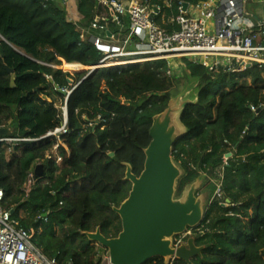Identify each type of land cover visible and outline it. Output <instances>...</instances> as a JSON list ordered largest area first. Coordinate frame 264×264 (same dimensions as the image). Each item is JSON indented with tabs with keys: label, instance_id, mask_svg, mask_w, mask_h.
<instances>
[{
	"label": "trees",
	"instance_id": "trees-1",
	"mask_svg": "<svg viewBox=\"0 0 264 264\" xmlns=\"http://www.w3.org/2000/svg\"><path fill=\"white\" fill-rule=\"evenodd\" d=\"M202 1L147 5L153 22L171 33L179 30L174 21L179 4ZM64 2L0 0V128L10 129V138L33 139L60 127L62 96L49 79L59 89L70 81L74 86L67 99L71 132L58 148L60 163H55L54 140L2 142L0 189L11 219L32 233L45 255L58 264H103L105 250L84 233L99 228L114 238L120 232L112 209L130 191L124 164L136 176L143 170L152 118L166 108L181 73L165 60L100 66L104 55L90 41L91 23L98 18L110 35L124 40L127 19L116 25L100 0H75L80 19L74 20ZM182 62L186 76L198 81V94L181 116L187 134L172 150L183 170L177 195L200 175L211 188L203 220L193 229L195 245L203 249L191 263L264 264V66L210 70ZM63 65L86 69L66 72ZM6 66L13 69L14 88ZM227 154L231 157L221 161ZM37 165L42 177L33 174Z\"/></svg>",
	"mask_w": 264,
	"mask_h": 264
},
{
	"label": "built area",
	"instance_id": "built-area-1",
	"mask_svg": "<svg viewBox=\"0 0 264 264\" xmlns=\"http://www.w3.org/2000/svg\"><path fill=\"white\" fill-rule=\"evenodd\" d=\"M148 1L150 0H100V4L108 8L116 25L121 24L122 17L128 21V34L121 46L105 44L99 36L94 37L93 44L104 55L100 66H126L154 60H165L169 65L170 59L177 58L200 63L210 70L221 67L244 71L251 66H264V21L256 29L248 21L244 5L249 0H206L185 12L179 4V15L174 19L179 30L171 33L153 22V11L147 5ZM158 1L167 6L172 2ZM90 29L99 31L106 37L110 35L106 33L105 25L98 23V18L93 20ZM109 37L111 40L115 39L112 35ZM128 44L132 45V51L125 50ZM122 57L126 58L120 59ZM73 87L70 81L68 88H61L66 91V96H62L63 102L59 107L62 117L60 127L33 139L2 138L0 143L54 140L52 150L55 163L59 164L61 158L57 154L58 148L63 146V140L71 132L67 99ZM215 195L220 197L218 184ZM3 200L4 194L0 189V264H58L34 245L31 232L27 233L11 219V212L4 208ZM191 235H194L193 229L177 236L174 246L186 243ZM104 261L107 262L105 254Z\"/></svg>",
	"mask_w": 264,
	"mask_h": 264
},
{
	"label": "water",
	"instance_id": "water-1",
	"mask_svg": "<svg viewBox=\"0 0 264 264\" xmlns=\"http://www.w3.org/2000/svg\"><path fill=\"white\" fill-rule=\"evenodd\" d=\"M180 5L183 12L189 7L187 3ZM90 41L94 42L95 38ZM96 68H91L90 73ZM77 69L86 68L79 66L67 70ZM6 71L10 74V88H14L13 69L6 66ZM196 82L183 92L171 94L166 108L152 118L150 143L143 150L145 159L140 174L134 175L131 166L124 164L123 179L130 183V191L127 198L112 209L120 219V232L114 238L104 237L99 228L84 233L90 243L105 250L108 264H146L153 258L163 259L164 264L173 260L192 264L193 257L201 256L203 247L195 245L194 235L189 236L186 243L174 246L175 237L200 225L210 199L203 183L205 175L198 176L177 195V182L183 170L172 158L175 144L187 134L181 116L188 105L197 101ZM49 83L61 96H66V91L59 89L51 79ZM11 135L10 129L0 128V138ZM109 156L113 157V154ZM224 157L228 159L231 154ZM33 174L42 177V166H35Z\"/></svg>",
	"mask_w": 264,
	"mask_h": 264
},
{
	"label": "crops",
	"instance_id": "crops-1",
	"mask_svg": "<svg viewBox=\"0 0 264 264\" xmlns=\"http://www.w3.org/2000/svg\"><path fill=\"white\" fill-rule=\"evenodd\" d=\"M65 2L63 3V7L66 11V13L72 17L74 20H79V16L76 13V4L75 0H64ZM190 11V7H188ZM156 11V10H155ZM157 12V11H156ZM244 14H246V18L248 21L252 24L254 29L257 28V25L264 21V0H249L245 5H244ZM89 31H92V33H89V38L95 37V36H100L102 37L103 33L92 30L90 29ZM86 35H88V32H86ZM110 36V35H109ZM107 36L104 39L105 44H115L121 46L122 44V39H119L117 36L115 39H110V37ZM107 38V39H106ZM125 40V39H124ZM126 51H132L133 47L132 45H127L125 47ZM126 58V57H124Z\"/></svg>",
	"mask_w": 264,
	"mask_h": 264
},
{
	"label": "rangeland",
	"instance_id": "rangeland-1",
	"mask_svg": "<svg viewBox=\"0 0 264 264\" xmlns=\"http://www.w3.org/2000/svg\"><path fill=\"white\" fill-rule=\"evenodd\" d=\"M182 59L183 58H177V59H172V60L170 59L169 60L170 67H172L173 69H177V70L179 69V71L181 73V77L178 79L179 81H177L175 87L173 88V90H171L170 94H178L180 92H183L184 90L193 87V85H195V83H197L196 80L188 78L186 76V72L181 70L183 67ZM78 67L79 66H75V65H63L60 69L63 71H66V72H72L70 70L68 71L67 69H75ZM77 70H79V69H77ZM59 100L61 102H63L62 97H59ZM60 101L57 100L58 106H60ZM221 161H224V157H222ZM207 180H209V179L207 176H205L203 183H205V185H204L206 187L205 190H208L209 196H211V188L209 186H207V184H206ZM214 184L216 185V182ZM104 254L105 253L101 254V255H103V258H104ZM103 264H108V263L103 260Z\"/></svg>",
	"mask_w": 264,
	"mask_h": 264
},
{
	"label": "clouds",
	"instance_id": "clouds-1",
	"mask_svg": "<svg viewBox=\"0 0 264 264\" xmlns=\"http://www.w3.org/2000/svg\"><path fill=\"white\" fill-rule=\"evenodd\" d=\"M109 33V32H108ZM0 139H2V138H0ZM225 158V157H224ZM227 160V159H226Z\"/></svg>",
	"mask_w": 264,
	"mask_h": 264
},
{
	"label": "bare ground",
	"instance_id": "bare-ground-1",
	"mask_svg": "<svg viewBox=\"0 0 264 264\" xmlns=\"http://www.w3.org/2000/svg\"><path fill=\"white\" fill-rule=\"evenodd\" d=\"M216 191V190H215Z\"/></svg>",
	"mask_w": 264,
	"mask_h": 264
},
{
	"label": "flooded vegetation",
	"instance_id": "flooded-vegetation-1",
	"mask_svg": "<svg viewBox=\"0 0 264 264\" xmlns=\"http://www.w3.org/2000/svg\"><path fill=\"white\" fill-rule=\"evenodd\" d=\"M206 188V187H205Z\"/></svg>",
	"mask_w": 264,
	"mask_h": 264
}]
</instances>
